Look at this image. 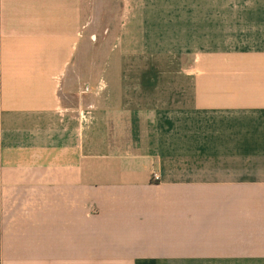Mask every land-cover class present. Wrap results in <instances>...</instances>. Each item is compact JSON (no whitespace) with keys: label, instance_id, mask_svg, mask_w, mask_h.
I'll list each match as a JSON object with an SVG mask.
<instances>
[{"label":"crops","instance_id":"crops-1","mask_svg":"<svg viewBox=\"0 0 264 264\" xmlns=\"http://www.w3.org/2000/svg\"><path fill=\"white\" fill-rule=\"evenodd\" d=\"M0 264H264V0H0Z\"/></svg>","mask_w":264,"mask_h":264},{"label":"rangeland","instance_id":"rangeland-1","mask_svg":"<svg viewBox=\"0 0 264 264\" xmlns=\"http://www.w3.org/2000/svg\"><path fill=\"white\" fill-rule=\"evenodd\" d=\"M116 1H119V0H116ZM157 40H159V38H157ZM167 45H171L173 47V38L168 40V44ZM109 56H110V54L107 53V52H97V53L96 52H89L87 54V62H88V75L87 76L90 77V73L93 70V69L89 68L90 64H92L93 62H101V63H103L106 60H108ZM112 60H113V67L116 68L117 59L114 57ZM92 68H94V65L92 66Z\"/></svg>","mask_w":264,"mask_h":264},{"label":"built area","instance_id":"built-area-1","mask_svg":"<svg viewBox=\"0 0 264 264\" xmlns=\"http://www.w3.org/2000/svg\"><path fill=\"white\" fill-rule=\"evenodd\" d=\"M153 180H154V182H159L161 180V177L157 172L154 173Z\"/></svg>","mask_w":264,"mask_h":264}]
</instances>
